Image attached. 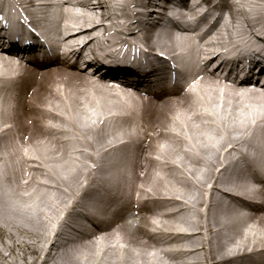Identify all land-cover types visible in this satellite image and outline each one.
I'll return each mask as SVG.
<instances>
[{
  "label": "bare ground",
  "instance_id": "bare-ground-1",
  "mask_svg": "<svg viewBox=\"0 0 264 264\" xmlns=\"http://www.w3.org/2000/svg\"><path fill=\"white\" fill-rule=\"evenodd\" d=\"M24 1L50 22L53 16L41 10L53 11L66 40L122 43L117 48L134 62L122 56L121 71L144 65L146 55L133 52L135 41L147 36L165 43L181 61L195 60L188 41L163 21L165 11L151 17L157 0H69L81 7V15L67 7V0ZM203 1L212 8V0ZM174 2L190 11L198 6ZM221 8L229 23L218 32L220 39L235 23L233 32L241 31L238 18L252 22L264 11V0H223ZM255 25L241 39L249 36L245 47L264 59V29ZM113 30L114 37H107ZM99 55L103 61L112 58ZM147 64L160 67L151 60ZM14 68L0 61V82L8 85L0 87V264H264V96H237L235 89L202 81L189 101L167 108L98 87L88 94V78L65 77L62 70L44 74L54 75L53 86L41 96L40 89L28 90L33 80H18L7 71ZM89 103L98 112L88 109ZM156 114L162 120L156 121ZM49 116L73 126L79 156L67 164L47 144L29 141L56 170L57 177L51 175L56 180L47 184L27 176L28 154L23 161L18 148L24 133L52 123ZM61 150L67 156L73 152ZM109 251H118L115 260Z\"/></svg>",
  "mask_w": 264,
  "mask_h": 264
},
{
  "label": "rangeland",
  "instance_id": "rangeland-1",
  "mask_svg": "<svg viewBox=\"0 0 264 264\" xmlns=\"http://www.w3.org/2000/svg\"><path fill=\"white\" fill-rule=\"evenodd\" d=\"M50 164H51V163H50ZM51 167H52V169L54 170V172H55V174H56V170H55L54 166L52 165ZM56 177H57V176H56ZM52 180H53V179H52ZM54 180H56V178H55ZM63 181H65V180H63ZM63 206H64V205H63ZM63 206H62V207H63ZM54 216H55V215H54ZM4 239H5V242H6V243L11 244V243H10L11 240H10L7 236H5ZM118 240H119V239H117V242H118ZM120 247L122 248L123 246L121 245ZM3 251H4V250H3ZM118 251H119V250H118ZM118 251H116L115 254L109 251V252H110V257H109V258H110L111 260H115ZM4 253L7 254L5 251H4ZM118 255H120L119 258H122V257L124 256V255H121V253H118ZM9 259L12 260L11 257H10ZM14 259H15V260H18V262H20L19 259H17V258H14ZM12 261H13V260H12Z\"/></svg>",
  "mask_w": 264,
  "mask_h": 264
}]
</instances>
